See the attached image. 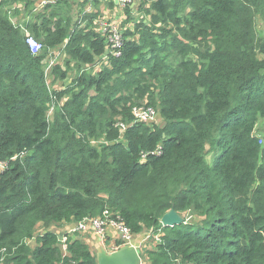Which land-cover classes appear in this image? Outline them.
Here are the masks:
<instances>
[{"label": "trees", "instance_id": "16d2710c", "mask_svg": "<svg viewBox=\"0 0 264 264\" xmlns=\"http://www.w3.org/2000/svg\"><path fill=\"white\" fill-rule=\"evenodd\" d=\"M35 1L0 0L4 264H97L77 232L65 254L49 227L105 211L134 235L161 234L143 264H264V138L256 135L264 122V40L251 25L254 13L244 20L251 9L264 16V0H143L151 23L128 29L122 57L97 75L82 72L72 92L50 90L47 51L65 45L77 65H91L104 54L105 39L79 22L71 31V20L49 7V16L23 24L43 41V52L33 55L5 10ZM208 38L214 47L198 61L172 65L163 55L173 47L187 57L183 40ZM53 74L66 78L57 66ZM135 96L157 104L165 125H133L122 136L116 125L133 121ZM119 116L124 120L116 122ZM103 132L107 145L99 149L92 142ZM171 210L199 221L164 227Z\"/></svg>", "mask_w": 264, "mask_h": 264}, {"label": "rangeland", "instance_id": "374dc122", "mask_svg": "<svg viewBox=\"0 0 264 264\" xmlns=\"http://www.w3.org/2000/svg\"><path fill=\"white\" fill-rule=\"evenodd\" d=\"M250 1L254 2L253 0H250ZM37 2H38V0H36L34 4L29 5V6H27L25 2H18L16 5H14L12 7H10V6H8L9 8L6 7L8 9H6L5 12L10 17L11 20L16 22L17 24H22V25L25 24L28 20H30V18H32L38 14H39L38 16H42L45 14H47L49 16L51 10H49L48 13H45V10L44 11L43 10H36ZM52 7H53L54 11L59 10V18L65 19V20H67V19L71 20V23H70L71 31H72L73 25L76 22L82 21L84 16H86V15H87V17L82 21V23L80 25L83 27H88V30H95L96 27H95L94 23H91L92 21H89L87 23H83L85 20L90 19L91 13L94 14L95 16L109 17L112 20L118 21L119 24H121L124 33L128 30V28L133 29L137 23H141V22H146V24L151 23V16L147 12V9L149 8V6L146 5L143 0H137L135 3V6L133 8L123 10V11L116 9L113 6H109L108 8L102 9L97 4L92 6V8H89L86 5V3H80L76 0L63 1V2H61L57 5H54ZM184 10L185 9H182V11H181L182 15H183ZM30 13H31V15H29ZM252 13H254V16L251 18V25L254 29V32L258 36L259 39L264 40V16L261 13H258L256 11V9H251L249 11V13H247L244 16V20L246 21L248 19V17L250 15H252ZM38 16L31 22V24L38 22L36 20V19H38ZM170 28H173V27L171 26ZM174 34H176V33H174ZM39 41L43 43L42 40H39ZM183 43L187 44L191 48L190 54L187 57H183L180 54V51L173 49V47H171V49H170L168 46L169 49L167 51H165L163 55L169 56L168 62H170V64L176 65L183 58H185L187 60L198 61L199 60V57L197 56L198 54H205L206 52L210 51L214 47V40L212 38H208L206 40H201V39L183 40ZM47 54H48V56L51 57L52 60L55 61L54 68L57 66L60 68L62 73L66 74V78L63 79L60 76L54 75L53 71H52V74L46 75V73H45L46 79H47V84H48L51 91H55V90L56 91H64V90L68 89V90H70V92H72L73 88H76L75 87L76 86V80L82 72H88V74H90V75H97V73H99L101 71L99 69H95V70L93 69L90 71H85L86 66H79V65H77L76 62L72 61L68 57V54L66 53V50H65V45L62 48L47 51ZM258 57L262 59V58H264V55L258 54ZM54 68H53V70H54ZM118 92H119L118 89L115 88L114 91L109 94V96L114 95L115 93H118ZM91 95L96 96L97 93L93 90ZM67 98H70V97H66L62 104H64L67 101ZM146 102H147L146 100H143V99L135 96L133 99V105H131V110H130L131 116L133 115V109L135 107H142V106H148L149 107V105H146L147 104ZM151 107L154 108L155 110H157V112L159 113V116L153 125H157L160 127L164 126L165 121L160 115L159 106L157 104H155V105H152ZM55 110H56V107L54 108V110L51 111L52 113L50 115V120H53ZM119 120L123 121L124 119L122 116H119L115 119L116 122H118ZM101 126H103V125H101ZM102 134H103L102 136L98 137L97 139H95L92 142V145L99 148V149H102L103 146L107 145L106 138L104 135L105 133L103 132ZM256 135L259 138H264V122L261 120L258 123ZM122 140H124V138H122ZM208 161L210 163L213 161L212 155H208ZM0 172H1V170H0ZM179 216L183 220H187L190 223H197V221H199V217L192 216L191 213H189V212L184 213V214H179ZM55 227L60 229V231H63V228H64L63 225L55 226ZM157 244L158 243H156V245ZM31 247H34V244H32Z\"/></svg>", "mask_w": 264, "mask_h": 264}, {"label": "built area", "instance_id": "2783aa9c", "mask_svg": "<svg viewBox=\"0 0 264 264\" xmlns=\"http://www.w3.org/2000/svg\"><path fill=\"white\" fill-rule=\"evenodd\" d=\"M63 1H69V0H38L36 4V10L44 11L45 9L57 5ZM76 1L80 3H86V5L89 8H92V6L97 4L102 9L108 8L109 6H113L116 9L123 11L133 8L137 0H76ZM90 15H94V14L91 13ZM86 17L87 15L84 16L83 20ZM82 21H80L79 24H81ZM88 21L89 19L85 20L83 23H87ZM92 23H94L96 27L94 31L105 39L106 48L104 54L100 57H97L93 64L86 65L85 71H90L93 69L94 70L99 69L102 71L104 68H111V61L113 59H118L122 57L127 38L125 37L121 24H119L118 21L112 20L109 17L96 16L93 18ZM17 26L23 31L26 37V42L32 54L36 56L41 54L43 52V44L38 39H36L24 25L17 24ZM128 29L133 30L134 28L133 29L128 28ZM43 64L46 75L52 74L53 68L55 66V61L52 60L50 56H48V58L43 61ZM52 110H54V107L51 109V111ZM51 111L49 113V116L52 113ZM158 116L159 113L157 112V110H155L151 106L135 107L133 109L134 119L131 122V124L118 123L116 126L119 128L121 135L124 136L125 132L130 126L137 124L151 126L156 122ZM161 150L162 149L159 148L154 154L160 155L162 153ZM4 169H5V164H0V170L2 171ZM109 229H113L118 234L114 251H117L124 246H132L137 251H139L143 257L146 251L141 252L140 251L141 246L147 244L152 240H154L158 244L160 243L161 234L160 233L157 234L155 229L144 230L142 233L138 235H134L119 217H114L112 213H110L109 211H105L101 217L94 219L87 218L77 223L74 232L67 235L59 236L60 237L59 246L63 251V253L66 254L68 248L67 246L68 237L73 233L77 232L78 234L79 233L85 234L88 233L89 231H93L98 236L105 237ZM137 241L139 242V246H137L136 244ZM35 242L36 239H32L31 241H29V245L31 246ZM3 253H5V250H3ZM0 264H4V258L0 259Z\"/></svg>", "mask_w": 264, "mask_h": 264}, {"label": "crops", "instance_id": "0c3cea01", "mask_svg": "<svg viewBox=\"0 0 264 264\" xmlns=\"http://www.w3.org/2000/svg\"><path fill=\"white\" fill-rule=\"evenodd\" d=\"M63 225V231H60L55 226H61ZM77 223H71V224H52L49 227V230L55 231L59 234V236L67 235L72 232H74V229L76 227ZM36 233L37 235H40L45 232V228L42 224H38L36 227ZM71 236V235H70ZM118 234L116 231L113 229H109L107 232V235L105 237H100L98 236L95 232L89 231L88 233L81 234L79 233L78 239L82 241L83 243L87 244L93 254L97 257V255L100 253L101 250H106L108 253H113L115 245H116V240H117ZM153 242V243H152ZM137 246H139V242H136ZM36 245V242L34 243ZM156 248V242L154 240L148 242L147 244L143 245L140 247V251H149V250H154ZM94 250V251H93ZM97 254H96V253Z\"/></svg>", "mask_w": 264, "mask_h": 264}, {"label": "water", "instance_id": "95a60500", "mask_svg": "<svg viewBox=\"0 0 264 264\" xmlns=\"http://www.w3.org/2000/svg\"><path fill=\"white\" fill-rule=\"evenodd\" d=\"M183 222L175 210H171L161 220L164 227H173ZM97 264H143V257L134 247L124 246L113 253L101 250L97 255Z\"/></svg>", "mask_w": 264, "mask_h": 264}]
</instances>
